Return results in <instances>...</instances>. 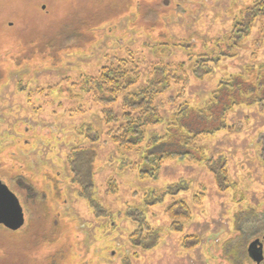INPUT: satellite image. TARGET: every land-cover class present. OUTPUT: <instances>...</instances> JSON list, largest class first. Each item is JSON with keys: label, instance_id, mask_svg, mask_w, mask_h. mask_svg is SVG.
Returning <instances> with one entry per match:
<instances>
[{"label": "rangeland", "instance_id": "374dc122", "mask_svg": "<svg viewBox=\"0 0 264 264\" xmlns=\"http://www.w3.org/2000/svg\"><path fill=\"white\" fill-rule=\"evenodd\" d=\"M261 1L0 0V181L24 213L18 230L0 225V264H254L245 253L264 234V101L231 104L217 90L239 75L264 84L262 20L234 35ZM130 53L143 74L184 63L188 82L156 97L166 120L147 137H163L157 157L198 131L201 161L166 160L140 178L154 166L147 139L128 149L106 134L101 105L80 87ZM83 150L96 208L72 180L69 162L84 154L72 152ZM174 200L190 210L176 226L166 214Z\"/></svg>", "mask_w": 264, "mask_h": 264}, {"label": "trees", "instance_id": "16d2710c", "mask_svg": "<svg viewBox=\"0 0 264 264\" xmlns=\"http://www.w3.org/2000/svg\"><path fill=\"white\" fill-rule=\"evenodd\" d=\"M246 14L247 15L243 17L244 22L247 20L246 23H240L235 27L236 32L234 35H237L239 39L248 36L252 22L257 19L259 21L262 20L264 29V0L248 9ZM198 63L199 66L196 65L195 69H198L200 72L194 69L193 73L197 74L196 72H198L197 77H201L207 73L205 69L207 64L205 60ZM138 64V59L133 58L131 53L128 57L117 58L110 64L102 66L96 77L87 76L82 82L83 85L80 87V91L91 94L93 101L101 105L102 121L108 127L106 134L116 146L134 149L147 139L144 147L148 152V157L145 159L148 160L153 157L152 149L157 146L156 142L163 137L154 134L153 136L150 135L148 138L147 130L153 126L165 123L166 120L160 115V104L156 103V97L169 89L172 83L184 87L188 82V77L183 62L179 63L177 66L157 64L146 74L141 73L140 69H138ZM260 78L261 76H256L254 80ZM226 81H229L228 89L222 88L217 90V92L220 93L223 91L221 96L224 97V99L231 100V104L241 103L244 100L252 104L264 101V98L253 97L255 92L264 88V84H261V81L256 83L251 80H244L241 75ZM242 93L248 96L237 99L236 95ZM219 96L220 95H217V93L214 94V98L216 99L215 105H217L218 100H222ZM233 96L234 98H231ZM113 105H117L118 110L114 109ZM183 107H181L178 112H180ZM81 110V108H78V111ZM216 112L218 115L221 114L219 108ZM218 129L205 130L201 133L204 136ZM189 130L192 132L191 128H189ZM198 134V131L192 132V135L187 137L186 141L181 143L179 148H172L169 150L159 149V155L153 157V168L139 169V177L155 178L160 165L166 160L194 159L196 161H201L200 152H197L194 146V141L198 137ZM75 153L84 154L79 160L75 157L74 160L69 162L70 170L73 173L72 180L81 188V197L88 200L91 207L96 208L97 203L94 201L91 193L93 184L91 180L90 160L93 154L88 150L74 151L72 155ZM195 153H197L198 157H193ZM222 176L224 181H226L227 178L224 173ZM107 185V188L110 187L111 190L116 191V184L113 180H109ZM224 187H222L221 190H223ZM199 202L200 201H198V203ZM166 212L173 221L174 226L177 225L179 220L190 218L189 207L182 200H174L169 207H167ZM97 216H106V214L101 213V215L97 214ZM145 226L147 227L148 225ZM133 235L136 236L137 233L134 232ZM153 235L154 231L149 232L146 239H149L152 244ZM192 238H194L192 244H196L195 242L198 238L190 237L188 239ZM188 239H186V241H188Z\"/></svg>", "mask_w": 264, "mask_h": 264}, {"label": "water", "instance_id": "95a60500", "mask_svg": "<svg viewBox=\"0 0 264 264\" xmlns=\"http://www.w3.org/2000/svg\"><path fill=\"white\" fill-rule=\"evenodd\" d=\"M23 224L24 213L18 197L4 182L0 181V225L15 231ZM251 247L252 244L249 245L248 251H250L251 257L258 261L261 253L255 251L256 254H253Z\"/></svg>", "mask_w": 264, "mask_h": 264}, {"label": "flooded vegetation", "instance_id": "af4514ba", "mask_svg": "<svg viewBox=\"0 0 264 264\" xmlns=\"http://www.w3.org/2000/svg\"><path fill=\"white\" fill-rule=\"evenodd\" d=\"M250 244H252V247H251L252 250L251 251L253 252V254H256L255 251H259L261 253L260 259L258 261L256 259L252 258L250 251H248V247ZM246 251H247V253H245V254L247 256V260L248 259L251 260L252 262H254V264H262L264 262V234L261 238L255 237V239L252 240L248 244Z\"/></svg>", "mask_w": 264, "mask_h": 264}]
</instances>
